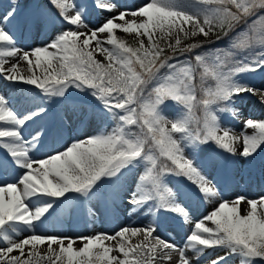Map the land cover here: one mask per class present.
Wrapping results in <instances>:
<instances>
[{
  "label": "snow or ice",
  "instance_id": "obj_1",
  "mask_svg": "<svg viewBox=\"0 0 264 264\" xmlns=\"http://www.w3.org/2000/svg\"><path fill=\"white\" fill-rule=\"evenodd\" d=\"M11 3L0 17V78L33 86L41 95L40 106L20 115L0 92V152L7 157L0 158V168L22 170L13 181L0 183V264H168L173 253L176 264H200L202 258L207 264H229L230 258L264 264V196L224 198L197 157L201 146L210 144L245 160L264 150V120H245L239 134L222 123L224 115L239 118L235 97L259 94L264 105V90L237 79L264 69V0H146L96 29L88 28L86 9L77 0H47L48 7L27 18L26 26L39 28L54 19L63 27L30 51L18 46L7 27L17 14L18 0ZM95 6L117 8L110 0ZM117 31L135 34V45ZM211 35L227 38V47L205 48L198 37ZM166 49L172 55H165ZM8 58L16 62L6 68ZM70 89L92 97L96 113L112 126L35 158L44 131L26 139L25 125L47 113L49 103L68 102ZM169 101L172 116L165 111ZM70 105L77 116L89 118L88 103ZM137 169L128 188L126 179ZM169 177L188 181L204 203L216 207L194 221L180 199L185 193L171 186ZM106 186L113 201L126 200L129 215L156 217L164 211L192 224L183 246L154 235L155 222L75 239L39 233L62 206L77 210L69 201L82 198L84 207L94 197L105 198ZM86 211L97 216L90 205ZM77 242L80 248L74 247ZM217 250L223 254L215 255Z\"/></svg>",
  "mask_w": 264,
  "mask_h": 264
},
{
  "label": "rangeland",
  "instance_id": "obj_2",
  "mask_svg": "<svg viewBox=\"0 0 264 264\" xmlns=\"http://www.w3.org/2000/svg\"><path fill=\"white\" fill-rule=\"evenodd\" d=\"M77 2L82 4L86 9V23L88 28L96 29L101 26L106 21V19L118 15V13L121 11L135 10L144 4L146 0H110L111 3L117 5V8L116 11L109 13L98 9L95 6L97 0H77ZM105 2H107V0H105ZM11 7V0H0V17H2L3 14L6 13ZM47 7V0H18L16 17L10 24H8L7 27L9 31L14 34L15 38L16 36H19L21 40H24L22 36H31V40H28L27 43L20 44L18 39H16L18 46L22 50L30 51L35 47L44 46L61 31L63 26L54 19L39 28L26 26L25 21L27 18L36 16ZM128 18L131 19L130 16ZM116 34L118 37L126 39L129 44L133 46L135 45V34H124L119 31H117ZM100 35L102 39L106 38V34ZM198 39L204 41V44L210 45H206L205 48H225L228 45V39L225 41L217 40L215 35H211L208 39L200 36ZM209 41H215V43H210ZM203 50L204 49H199L198 51ZM165 51L171 52L169 49H166ZM96 59L103 61L104 57L97 55ZM180 59H183V57ZM8 60L9 64L5 65L6 68L9 67L11 63L16 62L15 58H8ZM21 66H25L22 61ZM162 71H165V69H162ZM237 79L241 80V82L248 83L257 89L264 90V69H260L255 72L244 73L237 77ZM14 84L15 86H13ZM4 86L16 89V95H18V97H16V101H19L20 103H12V107L18 110L20 115H23L24 111L30 110L34 106H40V91L35 89L33 86L23 85L21 83H12L0 78V92H2L7 97L9 91L5 89ZM69 93L70 95L68 96V102L49 103L47 105L48 112L41 117H37L32 122L29 121L23 129V131L25 130L23 134L26 139H30L31 135L41 130L42 127L43 131H45L44 135L46 132L52 134L51 140L49 142L50 145L48 144L42 151H39L41 158H45L58 150H63L73 140L84 139L86 136L96 134L97 130L98 132L101 131L102 127H104L106 124L109 127L112 126L110 120H107L96 113L98 105H96V102L92 97L87 96L85 93L78 92L75 89H70ZM31 97H35L36 99L35 105L31 103ZM260 99L261 98L259 94H243L239 97H235V107L239 110V118L233 119L228 115H224L222 118V123L225 126L231 127L237 134H239L242 130H244L245 120L249 118L257 121L264 120V105L261 104ZM72 101H78L81 103L86 102L89 104V107L86 109V111L90 113L88 119H84L82 116H77L72 111L70 105V102ZM165 111L168 116L174 115L175 107L172 105L171 101L168 102ZM62 117L67 118L66 122L62 120ZM253 132V129H247L248 134H253ZM2 156L5 155L3 152H0V158H2ZM197 157L198 161L203 165L206 174L209 176V178L214 179L215 183L220 187L222 193H224V198L233 199L237 195H244L248 198L254 199L256 197L259 198L264 196V150H259L254 158L245 160L239 155L230 156L226 153H222L220 150L215 148V145L210 144L201 146L200 150L197 152ZM37 158L39 159L40 157L38 156ZM0 169V183H3L7 180H3L5 171L3 168ZM13 171L15 172L16 169H8L9 173H12ZM139 171L140 169H137L134 172L129 173L126 179L128 188L134 186V182L138 178ZM18 172H21V170H18ZM169 181L171 186H174L175 188L180 189L182 193H185V195H182L180 199L190 211L191 218L194 221L201 219L216 207L215 202L204 203L195 187L190 185L189 182L183 178L169 177ZM108 191L109 189L106 186L104 189H102V192L105 194V198L94 197L90 202H87V205L84 207H80L82 198L81 200L73 199L69 201V206H76L77 210L66 211L63 210L62 206V209H58L57 212L49 217L47 221L39 228L40 230H43L42 235L60 236V232H65L64 237H69L71 234H74L77 237H81L82 235L85 237L92 236L96 233H107L109 235H114L121 226L134 225L136 227H144L149 223L155 222L157 225V230L154 235L159 236L160 238L172 242L178 246H183L186 236L189 234L190 228L193 226L192 224L185 225L183 221L175 214L164 211H161L156 217L147 215H129V205L127 204L126 200L123 203H121L119 200L113 201L111 197H108ZM250 195L252 196L250 197ZM68 196L74 197L76 194L69 193ZM124 196H127V192L124 193ZM88 205L97 211V216L94 219L89 217L87 214L86 207ZM244 207H246V205H241L242 210ZM50 233H52V235ZM25 235H28V233H25ZM139 239L140 237L134 238L133 242L135 243ZM81 246L82 245L79 242L74 245L76 248H80ZM45 250L46 249H44V251ZM222 254L223 252L219 250H217L215 253V255ZM115 255L118 254L116 253ZM173 255V259L169 264H176L178 254L173 253ZM187 255L191 257L193 253L188 252ZM200 264H207V259L202 258ZM229 264H239V259L230 258Z\"/></svg>",
  "mask_w": 264,
  "mask_h": 264
},
{
  "label": "bare ground",
  "instance_id": "obj_3",
  "mask_svg": "<svg viewBox=\"0 0 264 264\" xmlns=\"http://www.w3.org/2000/svg\"><path fill=\"white\" fill-rule=\"evenodd\" d=\"M109 13V12H108ZM111 14V13H110ZM109 15V14H108ZM91 23V22H90ZM21 25H22V23H21ZM10 26V25H9ZM25 26V25H24ZM18 28V27H17ZM19 30V29H18ZM27 32V31H26ZM23 35V34H22ZM32 35V34H31ZM50 35V34H49ZM34 36V35H33ZM42 37V36H41ZM49 37V36H48ZM28 51V50H27ZM5 84V83H4ZM3 84V85H4ZM13 86H15V84L13 85ZM5 87V89H7L8 91H9V93H8V97L10 98V100L12 101V103L13 104H17V102L18 103H20L19 101H16V97H18V95H16V89L15 88H9V87H6V86H4ZM21 89V88H20ZM19 89V90H20ZM24 89V88H23ZM24 91V90H23ZM23 91H22V93H23ZM19 93H20V91H19ZM23 99V98H22ZM25 99V98H24ZM27 99V98H26ZM29 102V101H28ZM25 103V102H24ZM21 105H22V103H21ZM19 106V105H18ZM68 106V105H67ZM28 108V107H27ZM70 109V108H69ZM20 110V109H19ZM18 111V110H17ZM23 111V110H22ZM25 112V111H24ZM19 113V112H18ZM22 115V114H21ZM72 116V115H71ZM96 116H98V115H96ZM77 118V117H76ZM38 120V119H37ZM37 120H36V123H37ZM40 120V119H39ZM81 120V119H80ZM94 120V119H93ZM92 120V121H93ZM30 122H32V121H30ZM34 123V122H33ZM32 123V124H33ZM39 123V122H38ZM92 123V122H91ZM102 123V122H101ZM104 123V122H103ZM93 124V123H92ZM31 125V124H30ZM36 125V124H35ZM44 125V124H43ZM102 125V124H101ZM45 126V125H44ZM100 126V125H99ZM42 127V126H41ZM34 128V127H33ZM103 128V127H102ZM42 129H43V127H42ZM89 129H90V127H89ZM93 129V128H92ZM25 131V130H24ZM24 131H23V133H24ZM238 131V130H237ZM45 132V131H44ZM97 132H98V130H97ZM33 133V132H32ZM32 136V135H31ZM50 145V144H49ZM49 153V152H48ZM43 155V154H42ZM33 156L35 157V158H37L38 156H39V154H38V152H35V153H33ZM40 157V156H39ZM236 165H238V164H236ZM1 170V169H0ZM5 171V170H4ZM12 171V170H11ZM264 172V171H263ZM20 172H12V173H9L8 172V170L7 171H5L4 172V178H3V180H7V182H11V181H13L15 178H16V176L19 174ZM1 175V174H0ZM248 175V174H247ZM211 177H213V176H211ZM219 181V180H218ZM2 182V181H1ZM263 184V183H262ZM258 188V187H257ZM260 193V192H259ZM224 194V193H223ZM232 195V194H231ZM258 195V194H257ZM234 196V195H233ZM252 195H250V197H251ZM225 197H227V196H225ZM229 197V196H228ZM257 198V197H256ZM227 199V198H226ZM119 204V203H118ZM128 207V206H127ZM128 209V208H127ZM194 210V209H193ZM128 215V214H127ZM127 217V216H126ZM129 218V217H128ZM133 219V218H132ZM132 221V220H131ZM121 222V221H120ZM140 222V221H139ZM123 223H124V221H123ZM122 224V223H121ZM126 224H127V222H126ZM75 225V224H74ZM128 225V224H127ZM186 225V224H185ZM134 226V225H133ZM110 227V226H109ZM140 227V226H139ZM46 228V227H45ZM61 228V227H60ZM42 229V228H41ZM191 229V228H190ZM68 230H69V228H68ZM71 230H72V228H71ZM73 230H74V228H73ZM83 230V229H82ZM183 230H184V228H183ZM189 230V229H188ZM43 230H40L39 229V233L40 234H42L43 232H42ZM52 231H54V230H52ZM75 231V230H74ZM51 232V231H50ZM59 233V232H58ZM79 233H80V231H79ZM79 233H78V235H79ZM51 235H52V233H50ZM63 233L62 232H60V236L62 235ZM70 234V233H69ZM83 234V233H82ZM173 234V233H172ZM53 235H55V234H53ZM165 235V234H164ZM62 236H65V235H62ZM82 236H84V235H82ZM69 237H72V238H77V236L76 235H74V234H71V235H69ZM170 237V236H169ZM176 237V236H175ZM112 243H114V242H112ZM46 245L43 247V248H41V252H43L44 251V249H46ZM54 247V246H53ZM56 247V246H55ZM78 248V247H77ZM15 254H17V253H13V255H15ZM116 253H113V255H115ZM175 254V253H174ZM174 256V255H173ZM175 260V259H174ZM170 262H168V264H169ZM161 264H163L162 262H161Z\"/></svg>",
  "mask_w": 264,
  "mask_h": 264
}]
</instances>
